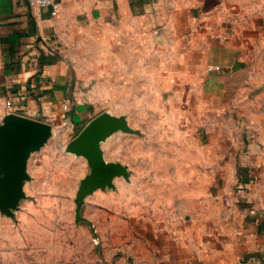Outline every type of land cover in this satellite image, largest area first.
Instances as JSON below:
<instances>
[{
    "label": "crops",
    "instance_id": "1",
    "mask_svg": "<svg viewBox=\"0 0 264 264\" xmlns=\"http://www.w3.org/2000/svg\"><path fill=\"white\" fill-rule=\"evenodd\" d=\"M56 1L60 12L52 16L26 0H0V120L7 113L43 120L52 125L51 138L57 131L71 140L88 121L81 124L96 97L108 96L112 107L114 98L143 95L146 81H192L198 67L207 66L194 57L208 50L216 58L210 65L231 70L248 65L246 52L264 58V0ZM101 87L104 93L98 94ZM41 154L28 159L30 179L17 217L41 185ZM185 156L183 169L168 154L167 174L154 165L152 182L135 180L153 197L130 212L136 214L130 225L138 246L122 257L137 264H264V185H249L254 205L232 201V160L201 149L199 168ZM218 159L229 164L209 165ZM2 222L10 221L0 212V228Z\"/></svg>",
    "mask_w": 264,
    "mask_h": 264
},
{
    "label": "rangeland",
    "instance_id": "2",
    "mask_svg": "<svg viewBox=\"0 0 264 264\" xmlns=\"http://www.w3.org/2000/svg\"><path fill=\"white\" fill-rule=\"evenodd\" d=\"M206 53L208 56L194 57L198 62L202 58L207 66L203 70L198 67L192 81H146L143 95L133 91L130 98H114L112 107L104 95L88 102L89 115L81 124L109 112L124 115L133 130H119L101 144L108 161L126 165L128 178L115 177L114 187H97L84 195L79 218L76 191L90 166L84 157L65 152L67 138L56 131L40 150L37 169L41 185L31 195L32 204L18 217L2 213L10 222H2L0 228V264H137L136 259L122 257L138 246L130 225L136 214L130 212L142 209L153 194L135 180L152 182L154 165L158 173L167 174L168 154L176 155L171 164L180 169L188 161L185 155H191V165L200 168L195 159L201 149L225 154L235 170L230 199L254 205L249 185L257 180L264 185V58H251L246 52L248 65L242 68L209 70L216 58L210 56L212 49ZM148 67L153 70L158 66ZM137 85L142 86L130 83ZM103 90L101 87L98 94ZM188 140L198 143L188 145ZM213 164L229 163L218 159L209 162ZM220 172L219 168L218 175Z\"/></svg>",
    "mask_w": 264,
    "mask_h": 264
},
{
    "label": "water",
    "instance_id": "3",
    "mask_svg": "<svg viewBox=\"0 0 264 264\" xmlns=\"http://www.w3.org/2000/svg\"><path fill=\"white\" fill-rule=\"evenodd\" d=\"M239 65H235L234 69ZM131 132L124 115L103 112L87 121L65 145V152L82 156L90 172L80 180L76 191V217L83 196L97 187H114L115 177L128 178L126 165L108 161L102 142L115 132ZM52 125L17 113H7L0 120V212L14 216L20 201L26 198L24 183L30 179L27 163L31 154L38 152L49 141Z\"/></svg>",
    "mask_w": 264,
    "mask_h": 264
},
{
    "label": "built area",
    "instance_id": "4",
    "mask_svg": "<svg viewBox=\"0 0 264 264\" xmlns=\"http://www.w3.org/2000/svg\"><path fill=\"white\" fill-rule=\"evenodd\" d=\"M28 5L32 8H46L53 16L57 15L60 11V4L56 0H26ZM209 70L219 69L218 65H210Z\"/></svg>",
    "mask_w": 264,
    "mask_h": 264
}]
</instances>
